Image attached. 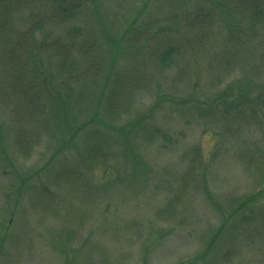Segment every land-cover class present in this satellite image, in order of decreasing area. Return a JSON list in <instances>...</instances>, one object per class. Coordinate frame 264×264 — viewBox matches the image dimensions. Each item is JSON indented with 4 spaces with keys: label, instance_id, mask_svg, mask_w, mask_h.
<instances>
[{
    "label": "rangeland",
    "instance_id": "1",
    "mask_svg": "<svg viewBox=\"0 0 264 264\" xmlns=\"http://www.w3.org/2000/svg\"><path fill=\"white\" fill-rule=\"evenodd\" d=\"M194 1L88 0L105 71L64 82L40 56L53 95L32 120L0 65V264H264V29L226 73L227 23L203 52L183 40ZM162 39L179 48L169 68L151 57ZM107 73L133 81L120 117ZM96 146L107 160L81 162ZM73 169L85 192L59 178Z\"/></svg>",
    "mask_w": 264,
    "mask_h": 264
},
{
    "label": "trees",
    "instance_id": "2",
    "mask_svg": "<svg viewBox=\"0 0 264 264\" xmlns=\"http://www.w3.org/2000/svg\"><path fill=\"white\" fill-rule=\"evenodd\" d=\"M87 3L88 0H0V65L8 77L1 87L2 97L14 105L19 103L15 108L20 117L32 120L34 113L41 110L43 100H50L49 96L53 95L45 90L52 83V75L32 66L44 54L57 60V69L64 82L84 79L86 74L90 77L89 86L100 80L98 76L105 69L102 56L98 54L99 42L83 21ZM25 11L27 16L20 15ZM174 17L176 15L172 14ZM180 19L188 33L183 40L187 39L191 46L195 45L202 52L216 40L217 23L228 24L226 49L221 62L218 61L220 70L228 73L229 69L237 67L242 48L249 47L257 31L264 29V0H195L191 11ZM171 42V39H162L152 46L151 57L161 68L174 65L180 54H177L178 46ZM114 75L107 73L105 76L107 80H114L107 96V109L113 117H120L126 108L122 107L125 102L120 100L130 99L132 93L128 83L133 81L120 73ZM210 104L205 101L193 109L204 114L208 111L205 106ZM194 152L200 151L197 148L189 150L187 156ZM107 158L103 147L96 146L81 160L94 167ZM64 177L65 184L75 182L85 192L86 188L82 187L85 182L79 172L73 169L59 175L60 179Z\"/></svg>",
    "mask_w": 264,
    "mask_h": 264
}]
</instances>
